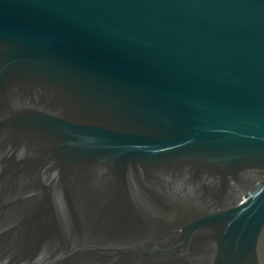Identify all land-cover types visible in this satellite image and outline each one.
Here are the masks:
<instances>
[{"label": "water", "instance_id": "95a60500", "mask_svg": "<svg viewBox=\"0 0 264 264\" xmlns=\"http://www.w3.org/2000/svg\"><path fill=\"white\" fill-rule=\"evenodd\" d=\"M0 264H264V0H0Z\"/></svg>", "mask_w": 264, "mask_h": 264}]
</instances>
